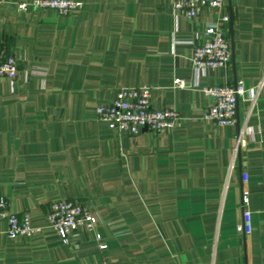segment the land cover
I'll return each mask as SVG.
<instances>
[{
	"label": "crops",
	"instance_id": "0c3cea01",
	"mask_svg": "<svg viewBox=\"0 0 264 264\" xmlns=\"http://www.w3.org/2000/svg\"><path fill=\"white\" fill-rule=\"evenodd\" d=\"M31 1L0 5V44L19 64L15 81L0 77V198L42 231L9 239L1 222L0 264H264V83L238 99L233 125L203 118L213 99L201 90L264 82V0H224L196 20L173 0H80L69 15ZM223 15L231 63L197 79L200 27ZM143 85L153 107L181 113L178 128L131 134L95 118ZM62 198L99 217L106 249L84 229L61 241L47 213ZM245 208L251 233L237 230Z\"/></svg>",
	"mask_w": 264,
	"mask_h": 264
},
{
	"label": "built area",
	"instance_id": "2783aa9c",
	"mask_svg": "<svg viewBox=\"0 0 264 264\" xmlns=\"http://www.w3.org/2000/svg\"><path fill=\"white\" fill-rule=\"evenodd\" d=\"M3 0H0V5ZM29 5L36 9H52L59 15H69L79 12L84 2L80 0H32ZM224 0H173V8L182 12L187 18L196 20L204 7L221 9ZM26 3H20L19 8L25 9ZM227 15L220 16L216 21L200 27V32L207 38L196 45L192 56L193 71L200 79L201 75L217 68H227L232 59L231 44L224 31L220 28L222 23L229 22ZM46 68L33 66L32 72L45 74ZM19 72V64L14 54L6 53L0 44V77L15 81ZM263 81L254 87H246L242 80L235 84H213L201 86L202 92L212 97L213 102L206 107L203 118L214 121L217 125H233L236 122L237 102L240 97L247 95L254 99L263 85ZM176 87H185L181 78L174 80ZM152 87L143 85L139 87H122L118 89L111 103L98 105L95 109V118L106 122L111 129L127 131L136 134L141 128H148L155 133H164L178 128L183 116L173 107L155 108L151 100ZM242 140L239 137L238 142ZM264 143V139H263ZM264 183V163L262 171ZM249 201L248 194L242 196L243 205ZM47 221L60 237L64 244H72L81 230L91 233L99 243L100 249L107 248L102 242V234L98 230L100 219L92 213L83 202L72 199H58L51 203L47 213ZM6 224V236L9 239L22 236L31 238L42 231V227L34 226L28 210L17 212L10 208L6 198H0V223ZM239 232H252V211L245 208L243 222L237 225Z\"/></svg>",
	"mask_w": 264,
	"mask_h": 264
}]
</instances>
